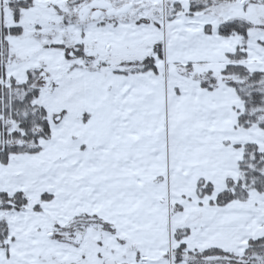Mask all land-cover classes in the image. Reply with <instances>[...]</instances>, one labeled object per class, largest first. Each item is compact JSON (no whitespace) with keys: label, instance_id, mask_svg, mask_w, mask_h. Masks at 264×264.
<instances>
[{"label":"snow or ice","instance_id":"1","mask_svg":"<svg viewBox=\"0 0 264 264\" xmlns=\"http://www.w3.org/2000/svg\"><path fill=\"white\" fill-rule=\"evenodd\" d=\"M0 264H264V0H0Z\"/></svg>","mask_w":264,"mask_h":264}]
</instances>
